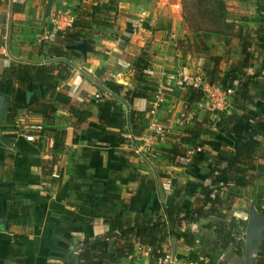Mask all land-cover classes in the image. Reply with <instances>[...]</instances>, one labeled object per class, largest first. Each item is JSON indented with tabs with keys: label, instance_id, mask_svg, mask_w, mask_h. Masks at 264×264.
Listing matches in <instances>:
<instances>
[{
	"label": "crops",
	"instance_id": "crops-1",
	"mask_svg": "<svg viewBox=\"0 0 264 264\" xmlns=\"http://www.w3.org/2000/svg\"><path fill=\"white\" fill-rule=\"evenodd\" d=\"M179 6V0H0V94L7 98L1 130L12 140L10 147L0 142V264H81L76 255L83 239L202 203L209 168L215 160L226 162L253 129L247 116L259 109L264 113V59L257 64L250 55L224 111H206L200 100L190 103V92L171 75L224 70L239 65L243 56L226 48L224 55L211 56L209 66L199 62L188 51ZM62 11L74 17L66 34L52 32L48 22ZM255 18L235 21L245 35L255 36ZM77 44L83 49L72 47ZM45 64L68 73L57 90L69 103L50 122L26 112L49 93L37 81L19 82L9 70ZM156 93L163 102L152 115ZM154 120L171 124V131L163 140L148 138L146 157L136 156L121 134L146 133ZM31 123H41L43 131L27 141L21 127ZM262 130L254 137L259 145ZM188 150H193L189 161ZM255 162L264 165V154ZM257 173L244 187H235L230 175L229 187L240 192L231 208L195 217L187 225L188 241L170 234L162 248L202 264H244L250 209L264 217L259 211L264 210V172ZM218 195L224 199L227 189ZM260 232L254 264L259 252L264 259V225ZM151 263L137 245L125 257L105 260Z\"/></svg>",
	"mask_w": 264,
	"mask_h": 264
},
{
	"label": "trees",
	"instance_id": "trees-1",
	"mask_svg": "<svg viewBox=\"0 0 264 264\" xmlns=\"http://www.w3.org/2000/svg\"><path fill=\"white\" fill-rule=\"evenodd\" d=\"M198 1H205L208 4L203 11L206 17L213 21V25H215L214 29L211 28V32L223 36L228 46L235 40L237 42L235 51L243 56V60L239 65L231 64L224 70H218L215 67L212 70H208L205 74L209 82L217 83L224 89L230 88L234 84L235 79H238V76L244 75L243 69L248 64L252 50L261 49L264 52V0H256L257 16L253 20L257 25L255 36L245 35L241 26L237 27L236 32L233 30V33H227V30L222 28L233 26L226 19V6L223 0ZM58 53L66 55V52L59 51ZM213 59L217 60L216 58ZM263 66L264 62L261 67ZM9 70L11 73H17L15 78L19 82L28 84L30 81H37L44 87L45 93H49L48 99L38 100L26 108L31 113L40 114L47 122H50L55 111L60 108L63 110L68 105L69 97L57 90L62 81L68 76L67 72L62 75V72L59 70L55 71L51 64L39 66L23 65L17 68L10 67ZM243 84L246 87L247 82ZM188 91L190 92L188 99L190 103L197 102L202 98L200 91L195 89ZM247 117L253 129L245 133V136L226 162L215 160V163L209 168V186L203 191L201 204H195L189 211L181 212L182 214L177 213L174 216L171 215L170 211H167L166 218L160 216L151 217L146 224L142 225L118 224L115 227L117 232L112 229L113 231L111 230L103 235L91 239H83L76 255L78 262L81 264H105V260H115L131 254L138 244L151 246L153 248L152 255L158 256L159 253L157 251L165 246L170 234L177 239L189 240L190 237L186 234L188 232L187 225L195 217H208L214 208H220L223 211L229 210L234 201L233 197L235 196L236 198L240 195L237 188L233 191V188L229 187L231 182L230 175H235V179L232 182L235 187H244L247 185L248 177L255 176L260 171L264 172V165L255 162L258 153L264 154V143L259 145L254 140L256 135L263 133L264 113L259 109L253 115H248ZM226 189L227 196L223 199L222 196L218 195V191H225ZM11 198L9 189L6 194V201ZM259 211L264 213V210L260 209ZM16 215L18 216V213ZM121 216L122 212L118 215V219ZM207 225L210 224L207 223ZM13 244L20 245V242L17 239H13ZM257 264H264L261 252L257 254Z\"/></svg>",
	"mask_w": 264,
	"mask_h": 264
},
{
	"label": "built area",
	"instance_id": "built-area-1",
	"mask_svg": "<svg viewBox=\"0 0 264 264\" xmlns=\"http://www.w3.org/2000/svg\"><path fill=\"white\" fill-rule=\"evenodd\" d=\"M48 22L51 24L52 32L65 33L73 26L74 17L69 12L62 11L50 16ZM170 78L173 79L178 86L185 87L187 90L195 89L200 91L202 93V98L200 99L199 105L206 111L215 113L221 112L230 106L229 97L232 89H224L217 83L209 82L204 74L178 70L175 74L171 75ZM97 96L98 94L96 97ZM162 102L163 96L160 93H156L150 109L152 115H154L157 107ZM26 112L27 114L31 113L28 109H26ZM41 131H43V125L41 123L25 124L21 127V134L27 141H33L35 135ZM170 131L171 124H160L154 120V122L149 125L146 133L144 132L143 134L135 135L130 130H126L121 134V137L130 145L136 156L145 158L144 147L147 145L148 138L154 137L163 140ZM140 141L143 143L142 146H139L138 144ZM192 154L193 150H188L186 152V159L188 161ZM137 250L141 253L150 255L152 258L151 264H202L198 258L177 254L171 247L158 250V256L152 255L153 248L149 245L138 244Z\"/></svg>",
	"mask_w": 264,
	"mask_h": 264
},
{
	"label": "rangeland",
	"instance_id": "rangeland-1",
	"mask_svg": "<svg viewBox=\"0 0 264 264\" xmlns=\"http://www.w3.org/2000/svg\"><path fill=\"white\" fill-rule=\"evenodd\" d=\"M226 6V19L229 24H233L232 27H222L226 29L227 33H233L237 30L239 25L236 24L237 19L242 17L250 18L253 15H256V6L257 2L254 0H223ZM235 3H239L241 7H236ZM180 8V17L182 20V29L185 30L186 45L188 51H190L196 59H199V62L205 63L206 67L209 66V63H212L210 59L213 54H223L222 52L226 48L231 51L235 50L236 45L235 40L230 43L228 46L225 43V38L219 34L211 32V28H215L213 21L209 20L203 9H205L208 4L205 1L199 2L198 0H179ZM240 8V9H239ZM251 15V16H250ZM249 23V22H248ZM253 23V22H252ZM250 23V24H252ZM238 24H240L238 22ZM248 29L251 25H246ZM254 30V29H251ZM252 50V49H251ZM254 60L257 64H261L262 59H264V53L262 50L253 49ZM256 53V54H255ZM224 55V54H223ZM235 60V55L232 57ZM219 68H222V65L218 62ZM251 67L253 65H250ZM217 67V66H216ZM218 68V67H217ZM250 69L248 71H252Z\"/></svg>",
	"mask_w": 264,
	"mask_h": 264
},
{
	"label": "water",
	"instance_id": "water-1",
	"mask_svg": "<svg viewBox=\"0 0 264 264\" xmlns=\"http://www.w3.org/2000/svg\"><path fill=\"white\" fill-rule=\"evenodd\" d=\"M72 47L80 50L83 49L82 44H77ZM6 109H7V98L5 95L0 94V142L10 147L12 145V140L10 138L4 137L1 130V119ZM263 225H264V217L258 215L253 210V208L250 209L248 221L245 228L246 259L244 264H254L252 251L254 248H256V244L262 237V233L260 232V229L261 226Z\"/></svg>",
	"mask_w": 264,
	"mask_h": 264
}]
</instances>
